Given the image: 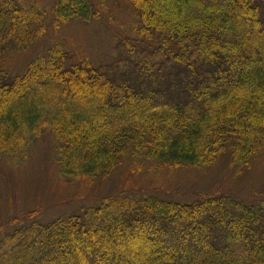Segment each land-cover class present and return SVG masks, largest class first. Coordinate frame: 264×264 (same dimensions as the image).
Segmentation results:
<instances>
[{
    "label": "trees",
    "instance_id": "16d2710c",
    "mask_svg": "<svg viewBox=\"0 0 264 264\" xmlns=\"http://www.w3.org/2000/svg\"><path fill=\"white\" fill-rule=\"evenodd\" d=\"M124 1L139 24L114 62L68 64L58 46L12 76L11 52L100 14L91 0H57L50 14L0 0V160L53 134L73 181L128 160L200 170L226 154L248 168L264 154V0ZM238 201L123 195L45 225H0V264H264V203Z\"/></svg>",
    "mask_w": 264,
    "mask_h": 264
},
{
    "label": "rangeland",
    "instance_id": "374dc122",
    "mask_svg": "<svg viewBox=\"0 0 264 264\" xmlns=\"http://www.w3.org/2000/svg\"><path fill=\"white\" fill-rule=\"evenodd\" d=\"M19 1L25 7L33 5L39 12L50 14L57 0ZM91 1L100 14L99 21L70 22L57 30L49 27L47 34L26 50L11 52L5 60V70L12 76L21 75L31 61L58 46L70 55L68 64L87 60L101 66L114 62L119 55L117 44L133 39L138 19L124 0ZM30 146L19 159L0 160V225L10 231L23 222L45 225L82 214L106 198L123 195L135 199L155 195L191 203L200 194H226L253 206L264 203V154L248 168L235 166L226 154L200 170H171L148 161L128 160L107 178L73 181L60 174L59 143L53 134L43 135ZM10 220L17 224L8 227Z\"/></svg>",
    "mask_w": 264,
    "mask_h": 264
}]
</instances>
